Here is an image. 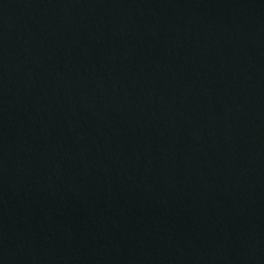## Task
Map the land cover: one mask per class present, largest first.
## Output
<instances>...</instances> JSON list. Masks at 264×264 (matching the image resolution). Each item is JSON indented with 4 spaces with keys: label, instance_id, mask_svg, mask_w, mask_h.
<instances>
[{
    "label": "water",
    "instance_id": "obj_1",
    "mask_svg": "<svg viewBox=\"0 0 264 264\" xmlns=\"http://www.w3.org/2000/svg\"><path fill=\"white\" fill-rule=\"evenodd\" d=\"M0 214L17 264H264V0H0Z\"/></svg>",
    "mask_w": 264,
    "mask_h": 264
}]
</instances>
